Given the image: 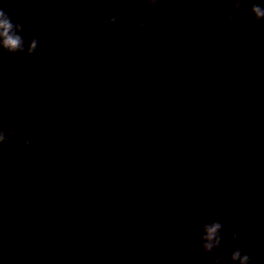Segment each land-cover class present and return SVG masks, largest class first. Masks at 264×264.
<instances>
[{"label": "water", "instance_id": "obj_1", "mask_svg": "<svg viewBox=\"0 0 264 264\" xmlns=\"http://www.w3.org/2000/svg\"><path fill=\"white\" fill-rule=\"evenodd\" d=\"M201 2L163 0L151 25L141 0H90L87 22L78 0H0L40 41L0 69L18 136L0 149V264H214L196 237L225 212L264 264V33L247 8L224 23L229 0L209 24Z\"/></svg>", "mask_w": 264, "mask_h": 264}, {"label": "clouds", "instance_id": "obj_2", "mask_svg": "<svg viewBox=\"0 0 264 264\" xmlns=\"http://www.w3.org/2000/svg\"><path fill=\"white\" fill-rule=\"evenodd\" d=\"M79 10L76 16L81 22L91 21L92 14L89 11L90 0H78ZM105 6L115 8L118 0H104ZM146 15L151 20V25H157L161 22L159 16L160 9L163 7V0H141ZM220 4V0H202L200 5V13L204 20L209 24H216L217 17L213 12ZM229 7H226L223 16L224 23L235 24L241 9L247 8L248 13L253 20L256 32L264 33V0H229ZM120 20L117 14L109 15L101 24V28L107 30L110 26L116 25ZM149 21L144 18H136L131 22V28L134 30L146 32L150 29ZM243 36H247L245 31ZM40 48V41L37 37H27L25 35L24 25L18 20H14L13 16L0 7V69L10 68L12 66L10 60L4 59L5 55L11 58H24L34 56ZM129 49L139 51L140 42L132 36L127 37L122 44V51ZM17 127L23 131L30 128V123L26 120H18ZM18 139L17 132L10 127L7 119H0V149L7 148L16 144ZM31 136L25 135L23 139V147H31ZM225 229L227 232L225 233ZM241 232L239 226H234L232 217L229 212L224 213L223 225L219 215L211 217L205 222L200 231L197 233V241L199 247L205 256H216L214 264H255L256 257L251 249H245L241 244L236 242L240 239ZM225 237L228 243L236 244L230 250H226L223 245Z\"/></svg>", "mask_w": 264, "mask_h": 264}]
</instances>
